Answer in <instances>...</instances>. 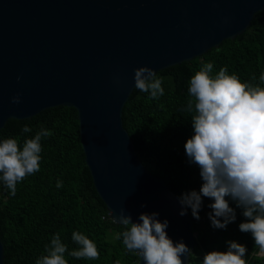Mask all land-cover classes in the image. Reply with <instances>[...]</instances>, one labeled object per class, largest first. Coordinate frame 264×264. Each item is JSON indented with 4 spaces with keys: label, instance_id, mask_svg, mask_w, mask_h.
<instances>
[{
    "label": "water",
    "instance_id": "95a60500",
    "mask_svg": "<svg viewBox=\"0 0 264 264\" xmlns=\"http://www.w3.org/2000/svg\"><path fill=\"white\" fill-rule=\"evenodd\" d=\"M263 10L264 0H0V131L10 120L74 108L85 161L111 219L121 209L133 222L159 213L169 238L193 250L189 209L179 214L178 197L147 171L124 127L134 70L157 74L202 57L242 35ZM182 260L190 264V256ZM111 264L119 262L112 257Z\"/></svg>",
    "mask_w": 264,
    "mask_h": 264
},
{
    "label": "trees",
    "instance_id": "16d2710c",
    "mask_svg": "<svg viewBox=\"0 0 264 264\" xmlns=\"http://www.w3.org/2000/svg\"><path fill=\"white\" fill-rule=\"evenodd\" d=\"M207 63L213 64V76L227 68L228 74L238 76L242 83L264 87L260 80L264 74V10L234 40L224 41L219 48L193 61L158 72L163 96L150 100V93L135 88L125 105L123 123L137 155L147 171L163 179L177 197L199 191L203 183L199 168L189 164L184 148L193 135L191 118L195 111L184 109L192 99L188 93L190 79ZM25 126L31 131L23 132ZM42 129L52 135L41 139L40 171L18 182L15 196L0 179V234L5 264H36L48 254L51 239L57 233L67 245L68 264H111L112 257L119 264H138V254L128 252L123 244L122 233L127 229L111 219L94 186L82 148L79 115L74 108L57 107L28 120H10L0 131V142L17 139L22 150L24 142ZM58 181L62 187H57ZM226 199L237 217L226 229L211 226L208 214L212 210L208 205L214 201L203 198L199 220L193 218L189 208L198 243L192 250L190 264H203V257L209 252H226L228 241L247 247L248 264H264V255L258 254L251 233L239 230V225L247 222L243 209L231 198ZM73 232L86 235L96 244L99 259H77L69 254L80 247L72 240Z\"/></svg>",
    "mask_w": 264,
    "mask_h": 264
},
{
    "label": "clouds",
    "instance_id": "9594fccd",
    "mask_svg": "<svg viewBox=\"0 0 264 264\" xmlns=\"http://www.w3.org/2000/svg\"><path fill=\"white\" fill-rule=\"evenodd\" d=\"M213 64H205L190 79L187 112L195 111L191 118L193 135L187 139L184 148L189 164L199 168L203 181L199 191L192 190L178 197L187 215L191 209L194 219H200L203 198L213 203L208 207L211 226L226 229L236 221V211L229 200L243 209L247 222L239 225L243 233H251L259 255H264V87L252 83H242L238 76L229 75L227 68H221L215 76L211 75ZM253 79H255L253 77ZM264 82V74L260 76ZM135 88L150 93L149 99L163 96L162 79L147 67L134 70ZM19 104V97H14ZM23 132L31 129L25 126ZM52 132L42 129L34 138L27 139L22 147L17 139L9 138L0 142V179L16 195L17 183L27 176L40 171L42 137ZM62 187V182H57ZM146 207V205H142ZM159 213H142L133 222L131 215L121 209L114 222L127 230L122 233L123 244L128 252L136 253L145 264H184L182 257L192 256V250L181 240L174 242L169 238V221L161 222ZM72 240L80 247L69 254L77 259H99L96 244L80 232L72 233ZM226 252L212 251L204 255L203 264H248L245 259L247 247L228 241ZM67 245L57 233L51 239L48 254L36 264H68L65 253Z\"/></svg>",
    "mask_w": 264,
    "mask_h": 264
}]
</instances>
